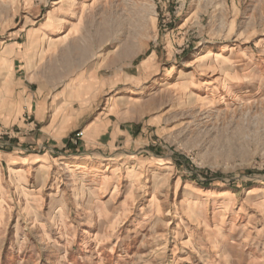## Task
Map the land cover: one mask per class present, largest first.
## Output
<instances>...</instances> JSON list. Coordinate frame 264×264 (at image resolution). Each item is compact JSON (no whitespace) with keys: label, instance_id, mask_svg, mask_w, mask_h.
I'll list each match as a JSON object with an SVG mask.
<instances>
[{"label":"rangeland","instance_id":"rangeland-1","mask_svg":"<svg viewBox=\"0 0 264 264\" xmlns=\"http://www.w3.org/2000/svg\"><path fill=\"white\" fill-rule=\"evenodd\" d=\"M0 264H264V0H0Z\"/></svg>","mask_w":264,"mask_h":264},{"label":"bare ground","instance_id":"bare-ground-1","mask_svg":"<svg viewBox=\"0 0 264 264\" xmlns=\"http://www.w3.org/2000/svg\"><path fill=\"white\" fill-rule=\"evenodd\" d=\"M72 11V10H71ZM73 13V12H72ZM72 17V16H71ZM58 34L57 37H60L64 34L65 30H64V26L60 29L57 30ZM56 40L55 39H51L49 42L52 44L54 43ZM171 82L169 80H165V81H161L159 82L158 88L160 89H168L171 87ZM223 97L217 100V104H222L223 103ZM45 168V165L43 163H40L37 165V167L34 169V172H40L41 170H43ZM66 169L67 170H80L81 171V175L78 176L79 180H83L84 178H86L88 176V171L89 168L86 166H75V165H66ZM80 174V173H79ZM79 192V191H78ZM82 209V205L80 200L76 201L75 206H74V211L79 212Z\"/></svg>","mask_w":264,"mask_h":264},{"label":"crops","instance_id":"crops-1","mask_svg":"<svg viewBox=\"0 0 264 264\" xmlns=\"http://www.w3.org/2000/svg\"><path fill=\"white\" fill-rule=\"evenodd\" d=\"M51 40V39H50ZM55 40H57V39H55ZM22 160H26V159H22Z\"/></svg>","mask_w":264,"mask_h":264}]
</instances>
